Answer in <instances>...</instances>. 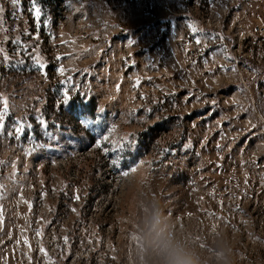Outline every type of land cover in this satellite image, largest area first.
<instances>
[{
    "label": "rangeland",
    "instance_id": "374dc122",
    "mask_svg": "<svg viewBox=\"0 0 264 264\" xmlns=\"http://www.w3.org/2000/svg\"><path fill=\"white\" fill-rule=\"evenodd\" d=\"M37 3L0 0V264H264V0Z\"/></svg>",
    "mask_w": 264,
    "mask_h": 264
},
{
    "label": "snow or ice",
    "instance_id": "6c2138e0",
    "mask_svg": "<svg viewBox=\"0 0 264 264\" xmlns=\"http://www.w3.org/2000/svg\"><path fill=\"white\" fill-rule=\"evenodd\" d=\"M13 2L14 3H19V0H13ZM0 11H2V9H0ZM29 11L33 15L34 22L39 27V25L41 24L42 12H41V8H40L39 4L37 3V0H31V7H30ZM192 31L195 34L198 30L195 27H193ZM209 38L213 39V40L217 39V38L223 39L222 36L217 37L216 35H211ZM36 39L37 40L39 39L38 33L36 35ZM13 42L19 45V47L16 49V52H15V55L17 57H20L22 53L23 54H27L29 59L34 62V64L36 65L37 69L39 71H41L42 73H44L45 75L47 74L46 73L47 65L45 63H43L41 61L40 56L35 53V48H31L30 49L29 45L23 43L20 40H15ZM195 42L197 44H201L202 40L199 39V38H195ZM0 53H3V59H4L5 62H9L10 61L9 55L7 53H5L2 48H0ZM57 59H60V58H57ZM25 63H27V61H25L24 59L21 58V59L17 60L13 64V66H15V64H25ZM57 70H58V72L61 75H64V69L62 67L58 68ZM65 82L67 83L69 81L66 80ZM69 100H70L69 91L66 88L64 90V94H63V103H66ZM9 112H10V107H9L8 98L6 96L0 95V135H3L5 133V131H6V120H7L8 116H9ZM37 120H38L40 125H42L44 127L48 126L46 121L44 120V118L42 116H38ZM12 127L14 129V132H8L7 134L8 135H17V136H19V135H23L24 134L25 128H32V125L30 123L26 124L24 121L21 120V121H17L15 124H13ZM106 140H108V137L103 139V141H106ZM97 147H103V144L100 143ZM105 151H106V149H105ZM111 163L117 168L120 166L119 158L113 159L111 161ZM122 174L127 175V172H123ZM74 198L76 200H79V196L78 195H76ZM73 211H75V209H73ZM41 234H42L41 231H37V233H36L37 236H40ZM24 242L27 244L28 243L27 239H25ZM65 242H67V238L66 237H65ZM41 251L43 252L45 250L41 249Z\"/></svg>",
    "mask_w": 264,
    "mask_h": 264
},
{
    "label": "clouds",
    "instance_id": "9594fccd",
    "mask_svg": "<svg viewBox=\"0 0 264 264\" xmlns=\"http://www.w3.org/2000/svg\"><path fill=\"white\" fill-rule=\"evenodd\" d=\"M177 264H184V262L183 261H177Z\"/></svg>",
    "mask_w": 264,
    "mask_h": 264
}]
</instances>
